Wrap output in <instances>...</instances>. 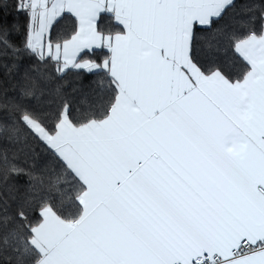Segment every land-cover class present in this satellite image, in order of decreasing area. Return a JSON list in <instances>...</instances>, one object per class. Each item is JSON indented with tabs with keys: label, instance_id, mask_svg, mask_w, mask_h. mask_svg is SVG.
I'll use <instances>...</instances> for the list:
<instances>
[{
	"label": "snow or ice",
	"instance_id": "6c2138e0",
	"mask_svg": "<svg viewBox=\"0 0 264 264\" xmlns=\"http://www.w3.org/2000/svg\"><path fill=\"white\" fill-rule=\"evenodd\" d=\"M25 39L0 6V51L41 64L107 70L112 97L94 118L65 104L49 126L16 106L18 122L50 146L80 182L74 214L31 201L0 217L15 264H264V12L260 31L233 35L244 63L233 78L195 54L197 26L211 28L234 0H14ZM79 29L54 40L62 15ZM111 13L122 30H98ZM47 33V36H46ZM106 48L102 61L85 59ZM62 61V63H61ZM17 129L13 127L12 133ZM5 164L9 162L4 158ZM32 172L11 164L4 170Z\"/></svg>",
	"mask_w": 264,
	"mask_h": 264
},
{
	"label": "trees",
	"instance_id": "16d2710c",
	"mask_svg": "<svg viewBox=\"0 0 264 264\" xmlns=\"http://www.w3.org/2000/svg\"><path fill=\"white\" fill-rule=\"evenodd\" d=\"M7 4L4 15L10 23L17 25L11 32L10 40L20 45L25 39L28 18L17 14L14 0H0V6ZM264 0H234L222 18L211 28H196L195 54L205 66H218L225 73L237 78L244 70V63L233 51L231 37L241 35L250 29L260 31L261 13ZM78 30L76 19L64 15L51 32L54 40L70 38ZM98 30L105 34H115L121 28L112 17L102 15ZM109 56L107 51H97L85 59L102 61ZM54 62L41 64L30 56L17 57L0 51V217L7 215L10 230L19 226L16 212L25 200L31 201L29 219L35 223L39 217L35 213L38 205L46 202L64 215L74 214L81 184L65 168L61 160L43 141L37 139L18 122L16 106L19 105L39 113L51 126L56 113L65 104L71 108L74 119L94 118L105 108L112 97L107 72L87 73L80 70L58 71ZM13 127L17 129L12 133ZM5 156L9 162L5 164ZM11 164L32 172L37 178L33 185L27 183L26 176L9 174L4 170ZM11 238L5 251L0 244V264H15L11 255Z\"/></svg>",
	"mask_w": 264,
	"mask_h": 264
},
{
	"label": "crops",
	"instance_id": "0c3cea01",
	"mask_svg": "<svg viewBox=\"0 0 264 264\" xmlns=\"http://www.w3.org/2000/svg\"><path fill=\"white\" fill-rule=\"evenodd\" d=\"M64 15H70V16H72V17H74L75 19H76V21H77V23H78V29H79V21H78V18H76L75 16H74V14H71V13H67V12H65L63 15H62V17L64 16ZM102 15H106V16H110V17H112V19H113V22L116 24V25H118L120 28H121V30H122V25H119L118 24V22H116L115 21V19H114V16H113V14H111V13H101L100 14V17L102 16ZM61 19V18H60ZM59 19V20H60ZM99 19L100 18H98V21H97V27H98V22H99ZM196 28H206V27H202V26H197ZM78 31V30H77ZM46 36H47V33H46ZM101 50H103V51H107L108 53H109V56H110V52L106 49V48H99V49H95V51L94 52H97V51H101ZM89 53H93L91 50H89ZM61 63H62V61H61ZM60 66V65H59ZM68 70H80V71H84V72H87V73H95V72H98L99 70H94L93 72H89L88 70H81V69H75V68H68V69H64L63 71H61L62 73L63 72H66V71H68ZM105 72H107V70H104ZM45 143V142H44ZM46 144V143H45ZM48 146V145H47ZM49 148H50V146H48ZM51 149V148H50ZM54 151V150H53ZM57 155V154H56Z\"/></svg>",
	"mask_w": 264,
	"mask_h": 264
}]
</instances>
